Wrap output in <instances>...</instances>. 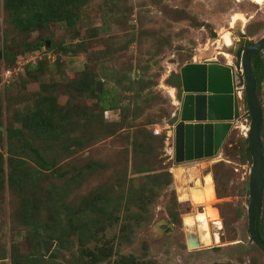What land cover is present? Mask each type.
I'll list each match as a JSON object with an SVG mask.
<instances>
[{"label": "rangeland", "instance_id": "obj_1", "mask_svg": "<svg viewBox=\"0 0 264 264\" xmlns=\"http://www.w3.org/2000/svg\"><path fill=\"white\" fill-rule=\"evenodd\" d=\"M68 10L77 15L72 26L19 30L0 0V264H264L248 236L252 160L243 161L241 151L251 126L241 54L264 36V5L74 0ZM234 16L245 22L232 30ZM41 41L39 49L23 50ZM190 63L232 67L239 117L215 157L177 164L168 122L180 104L167 82ZM38 84L55 90L42 115L57 124L66 120L62 132L70 143L34 137L25 146L7 137L9 124L19 128L21 116L34 114ZM102 92L114 109L99 105ZM259 99L264 126V78ZM261 136L264 147V127ZM91 162L86 170L77 167ZM68 163L76 167L59 179ZM76 171L87 175L74 178ZM206 175L212 203L195 209ZM140 188L143 199L133 205ZM96 199L104 214L98 221L108 224L91 240L72 228L65 232L61 210L88 209ZM100 250L108 255L90 260Z\"/></svg>", "mask_w": 264, "mask_h": 264}, {"label": "water", "instance_id": "obj_2", "mask_svg": "<svg viewBox=\"0 0 264 264\" xmlns=\"http://www.w3.org/2000/svg\"><path fill=\"white\" fill-rule=\"evenodd\" d=\"M263 50L264 36L246 45L241 54V67L251 120L248 142L252 170L248 180L247 231L251 243L264 255V241L258 233L264 189L263 109L251 64L253 56ZM167 84L176 89L175 97L180 104L168 122L173 129L175 162L182 164L215 157L232 123L239 117L232 67L217 63L186 64L177 74H171Z\"/></svg>", "mask_w": 264, "mask_h": 264}, {"label": "trees", "instance_id": "obj_3", "mask_svg": "<svg viewBox=\"0 0 264 264\" xmlns=\"http://www.w3.org/2000/svg\"><path fill=\"white\" fill-rule=\"evenodd\" d=\"M72 1L74 0H3V10L4 12L8 14V17L11 19L13 26L19 30L20 29L24 30L27 28L28 29H34V28H44L45 29L46 27L51 26L55 23L57 24L58 22H65L67 26H72L77 16L74 12H72L71 10H68ZM41 44H42V41L35 45H25L23 47V50L24 51L37 50L41 47ZM260 53L254 55L251 60L253 73L256 79L258 98H259L260 91H261V84L264 78V61L261 58ZM9 55H10V62L12 63L14 61L15 55L14 54H9ZM22 82L23 81H21V84ZM54 92L55 90L51 88V85L46 86V85L38 84V87L36 91L34 92L37 95L34 114L32 115L30 114L27 117L24 115L21 116V119L19 120V128H16V129L11 128L13 124H9L10 128L7 129L6 134H7V137L10 138V140H24L26 144L24 143L23 144L25 146L29 144V142L27 141V138L29 140L31 139L34 140V137L37 139H40V142H43L44 140H53L55 143H58L59 145H61L60 140H63L62 144H64L67 141H69L68 143H70V140L65 138L64 137L65 135H63V132H62L63 129L66 128L68 122L66 120H63L60 123L58 122L57 124L55 123L56 121H54L55 119H52V120L45 119V117L42 115L45 109L51 108L49 106L50 105L49 103H51L55 99V95L52 94ZM105 92H102L97 97L98 103L103 108L112 110L114 108L112 107L111 102L106 99V96L104 94ZM263 127L264 126L262 122L261 134L263 131ZM23 128H25L27 131H22ZM241 144H242L241 151H242L243 161H248V163H250L251 162V151L249 148L248 139L244 138ZM68 146L69 144L64 147V150L66 152H67ZM32 151L37 158L39 166L42 169H48L49 166L47 162L44 160V158L39 157L36 150H32ZM133 155H135L134 152H133ZM133 161L135 164L134 159ZM93 164L95 165L94 162H91L88 164H82V166L80 167L77 166V167L81 169L84 168L86 170L88 169L89 166ZM69 165H71V163L63 165L62 168L58 170L59 179H64L67 176L68 172L66 170H69V167H72L71 169L76 167V166H69ZM21 172L22 171H20V173ZM23 173L24 172H22V174ZM80 173H81L80 171H76L73 177L77 179L78 178L81 179L82 175L83 176L87 175L85 174L86 172L81 173V174ZM87 173H88V176L91 174L89 171H87ZM14 175L15 174L13 173H10L8 175L7 179L10 183H13ZM207 181H208V175H206L202 179V183L199 186H197L199 188L198 192L201 198V202L197 205H194L191 203V205L195 209L201 206L204 208H207L208 204L212 203L211 201H209L210 199L207 198V194L210 191V190H206L208 188V185H206ZM9 191L13 192L12 189H10ZM57 191H58V188L56 187L54 190V194H57ZM145 191L146 189L140 188L135 192V198L137 200L136 202H134L135 200H133V196H132L133 205L135 204L140 205L143 199L142 194ZM1 192H3V186L0 184V193ZM245 192L247 194V191ZM89 195L90 194H88L87 196ZM95 202L96 203H94L88 209L79 206L76 210H66L65 211V208H63L59 214V217H60V222L64 220V225H65L63 226V228H65L64 231L66 232L68 228H72V229H75L76 231H79V233H85V235L92 236L89 238V240L93 239L94 234L102 230V228L108 224V222L101 223L98 221V218L100 216L104 217V214L100 213L98 209H96V207L98 206L97 199L95 200ZM263 207H264V189H263V195H262V208H261V213H260V217L258 221V233L261 239L264 241V208ZM198 213L199 212H196V214ZM65 219H67V221L69 222V225L66 224ZM91 228L94 229L93 233L92 231H89L91 230ZM87 255H90V254H87ZM107 255H108L107 250L105 251L100 250L98 255L93 256V258H90V260H103ZM122 264H127V261L123 260Z\"/></svg>", "mask_w": 264, "mask_h": 264}, {"label": "bare ground", "instance_id": "obj_4", "mask_svg": "<svg viewBox=\"0 0 264 264\" xmlns=\"http://www.w3.org/2000/svg\"><path fill=\"white\" fill-rule=\"evenodd\" d=\"M251 1H253L256 4H263L264 5V0H251ZM244 22H245L244 18H241V17H238V16H234L233 19H232V22H231L232 30H235L236 29L235 27L237 25H241L242 26ZM225 44H226V46L230 47V45L232 44V37L231 36L225 37ZM225 56H226V58H229V56L226 53H225Z\"/></svg>", "mask_w": 264, "mask_h": 264}, {"label": "built area", "instance_id": "obj_5", "mask_svg": "<svg viewBox=\"0 0 264 264\" xmlns=\"http://www.w3.org/2000/svg\"><path fill=\"white\" fill-rule=\"evenodd\" d=\"M156 134H159V131H155Z\"/></svg>", "mask_w": 264, "mask_h": 264}, {"label": "flooded vegetation", "instance_id": "obj_6", "mask_svg": "<svg viewBox=\"0 0 264 264\" xmlns=\"http://www.w3.org/2000/svg\"><path fill=\"white\" fill-rule=\"evenodd\" d=\"M263 52V51H262Z\"/></svg>", "mask_w": 264, "mask_h": 264}]
</instances>
